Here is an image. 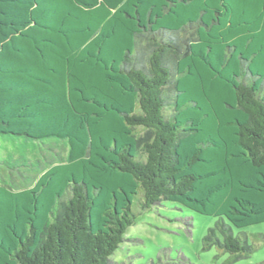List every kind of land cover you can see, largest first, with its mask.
<instances>
[{
	"label": "trees",
	"instance_id": "trees-1",
	"mask_svg": "<svg viewBox=\"0 0 264 264\" xmlns=\"http://www.w3.org/2000/svg\"><path fill=\"white\" fill-rule=\"evenodd\" d=\"M3 175L36 182L0 179V264H112L135 201L216 217L205 249L249 257L264 0H0Z\"/></svg>",
	"mask_w": 264,
	"mask_h": 264
},
{
	"label": "rangeland",
	"instance_id": "rangeland-1",
	"mask_svg": "<svg viewBox=\"0 0 264 264\" xmlns=\"http://www.w3.org/2000/svg\"><path fill=\"white\" fill-rule=\"evenodd\" d=\"M50 148V149H49ZM63 146L44 147L39 166L42 171L55 160L63 159ZM25 178L0 176L13 187L36 182ZM135 225L129 228L125 242L111 257L112 264H264V223L245 229H234L235 236L244 233L255 251L246 258L234 261L218 246L205 249L204 239L218 218L204 216L168 201L143 211L135 201Z\"/></svg>",
	"mask_w": 264,
	"mask_h": 264
}]
</instances>
